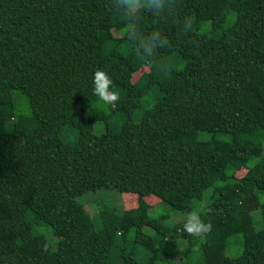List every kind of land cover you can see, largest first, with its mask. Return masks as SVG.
I'll return each mask as SVG.
<instances>
[{
    "label": "trees",
    "instance_id": "1",
    "mask_svg": "<svg viewBox=\"0 0 264 264\" xmlns=\"http://www.w3.org/2000/svg\"><path fill=\"white\" fill-rule=\"evenodd\" d=\"M142 26L170 41L152 62L109 0H0V264H264V0H177ZM113 190L137 204L94 223L79 198Z\"/></svg>",
    "mask_w": 264,
    "mask_h": 264
},
{
    "label": "clouds",
    "instance_id": "2",
    "mask_svg": "<svg viewBox=\"0 0 264 264\" xmlns=\"http://www.w3.org/2000/svg\"><path fill=\"white\" fill-rule=\"evenodd\" d=\"M177 0H109V9L114 11L124 26L125 39L136 50L140 58L152 62L161 49L169 48L170 41L162 31L154 29L145 31L142 21L145 14H150L159 20L167 15H173ZM195 27V17L187 15L182 21L184 34L191 33ZM94 95L105 105H114L120 99L113 90L112 78L103 70L94 73ZM202 209L194 206L186 214L183 230L193 237H201L211 231V223L201 219Z\"/></svg>",
    "mask_w": 264,
    "mask_h": 264
},
{
    "label": "rangeland",
    "instance_id": "3",
    "mask_svg": "<svg viewBox=\"0 0 264 264\" xmlns=\"http://www.w3.org/2000/svg\"><path fill=\"white\" fill-rule=\"evenodd\" d=\"M145 71V70H144ZM140 73L136 75L139 76ZM14 96V115L13 117L17 118L18 116H25L28 112V103L24 96H22L20 93L15 92L13 94ZM6 116V115H5ZM10 123L12 121H9ZM242 175L240 172L239 176ZM123 194H119L116 191H96L95 193H88L84 194L79 198V203H81L84 208L88 211L90 217L92 218L93 222L96 224L100 223V217L98 213L102 210H108V209H115L120 208L122 204L124 206H127L126 208H132L137 203V200L129 196L128 198H123ZM146 202L150 206H155L159 201L156 198H148L146 199ZM161 208L155 212V215L159 213ZM180 216L179 214H173L170 218L176 220L177 217ZM44 233H49L47 228H43ZM50 234V233H49ZM47 237V236H45ZM129 241V240H128ZM238 253H240L239 249H232L229 247L227 249V255L229 256H235Z\"/></svg>",
    "mask_w": 264,
    "mask_h": 264
}]
</instances>
